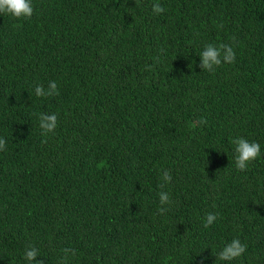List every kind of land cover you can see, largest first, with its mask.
I'll return each instance as SVG.
<instances>
[{"label": "trees", "instance_id": "trees-1", "mask_svg": "<svg viewBox=\"0 0 264 264\" xmlns=\"http://www.w3.org/2000/svg\"><path fill=\"white\" fill-rule=\"evenodd\" d=\"M32 4L0 14V264L32 246L44 264L66 248L68 264H226L233 239L247 250L231 264H264V0ZM221 43L235 63L203 71ZM50 81L59 95L37 98ZM41 113L58 116L47 137ZM237 137L261 148L244 172Z\"/></svg>", "mask_w": 264, "mask_h": 264}, {"label": "clouds", "instance_id": "clouds-1", "mask_svg": "<svg viewBox=\"0 0 264 264\" xmlns=\"http://www.w3.org/2000/svg\"><path fill=\"white\" fill-rule=\"evenodd\" d=\"M152 12L155 15H161L165 9L160 3H154ZM34 13L32 0H0V14L10 15L16 19H30ZM222 27V26H221ZM235 42V37L232 38ZM200 64L199 67L203 71L214 74L216 69L223 64H233L236 60V53L231 44L221 43L219 45L208 44L204 50L199 54ZM37 98H48L59 95V89L55 81H50L48 87L45 88L39 84L34 89ZM39 128L41 135L47 137L48 134L54 133L57 127L58 116L55 113L45 114L41 113L38 116ZM206 119L201 117L198 121L193 123V126L205 125ZM46 142V141H45ZM231 143L234 146L235 158L234 165L238 171L244 172L248 170V166L261 156L260 144L256 142H249L242 137L233 138ZM6 150V140L0 138V151ZM162 183L159 185L161 189L167 184L172 182V175L169 171L164 170L161 176ZM159 204L158 213L164 215L169 209L166 205H171V197L168 192L161 190L158 193ZM218 219L217 214L208 213L205 216L204 227L208 228ZM247 250V245L241 243L239 239H233L227 243L215 255L216 260L231 264L232 261L239 259ZM64 256L60 260V264H68V257L74 256L75 251L71 248L63 250ZM39 249L35 246L26 248L24 251L23 259L27 264H44L43 260H38Z\"/></svg>", "mask_w": 264, "mask_h": 264}]
</instances>
